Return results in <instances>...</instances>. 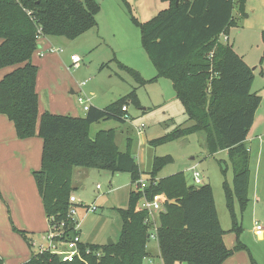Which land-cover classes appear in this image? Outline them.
Wrapping results in <instances>:
<instances>
[{
    "label": "trees",
    "instance_id": "obj_1",
    "mask_svg": "<svg viewBox=\"0 0 264 264\" xmlns=\"http://www.w3.org/2000/svg\"><path fill=\"white\" fill-rule=\"evenodd\" d=\"M171 7L142 26L145 49L158 76L169 79L177 99L193 125L177 128L154 139L153 146L205 134L210 153L226 149L234 170V193L246 200L249 186V151L246 147L261 98L245 103L254 73L245 60L218 38L233 23L235 0H167ZM179 1V2H178ZM178 2V4H177ZM245 0H238L243 5ZM98 0H0V70L11 69L0 80V114L14 124L17 137L43 140L41 168L33 171L44 213L51 229L65 223L67 239L78 236L70 216V198L90 170L129 173L133 183L143 177L128 139L126 151L117 143V130H102L91 136V127L102 121L128 123L123 114L126 100L107 108L91 106L86 116L40 114L34 63L39 36L75 40L98 29ZM225 31V32H224ZM212 55V56H211ZM130 71L127 67H121ZM215 73L216 78H212ZM140 85L146 81L132 73ZM138 104L136 93L128 98ZM223 100L231 102V110ZM128 101V100H127ZM235 106H234V105ZM170 157L153 160L144 195L152 200L165 194L167 212L159 213L157 229L161 264H224L235 251L224 244L211 187H187L184 172L163 179L158 174L172 163ZM228 201L232 191L225 184ZM142 192L132 188L129 207L120 210L122 231L113 246L79 245L83 258L73 262L50 251L37 252L24 264H146L149 235L155 225L146 223L147 210L140 207ZM27 239L26 231L17 230ZM77 232L78 234H75ZM63 237L55 240L60 242ZM66 239V240H67ZM31 244V241H30ZM89 249V250H88ZM0 264L5 259L0 256Z\"/></svg>",
    "mask_w": 264,
    "mask_h": 264
},
{
    "label": "rangeland",
    "instance_id": "obj_2",
    "mask_svg": "<svg viewBox=\"0 0 264 264\" xmlns=\"http://www.w3.org/2000/svg\"><path fill=\"white\" fill-rule=\"evenodd\" d=\"M98 1L101 9L97 15L99 28L96 31H89L75 40L53 39L55 45L60 47L56 48V55L60 57L63 67V70L57 73V79L66 82L64 94L68 102L74 101L80 115H84L86 111L77 103L79 96L91 98V104L100 109L126 100L124 105L128 107L131 121L128 125L136 132L131 152L137 159L143 177L149 179L154 157H170L173 162L163 168L158 178L163 179L184 172L187 187H211L219 222L225 231L224 244L230 250H234L238 245L243 247L235 251L224 264H264V235L259 238L255 232L257 225L264 227V0H252V5L247 6L246 17L239 18L237 24L229 28L228 34L218 38V43H228L232 46L254 73L249 96L232 98L245 103L254 96L261 98V105L256 111L254 124L245 144L250 156L246 200L240 199L234 193V170L229 151L220 149L210 153L205 134L192 133L185 138L156 146L141 139L142 135L151 140L167 135L174 129H186L193 125L185 114L183 104L177 99L172 82L158 76L143 42L142 26L162 11L169 10L170 2ZM235 10L236 15L238 11ZM224 36L229 37L228 41L222 39ZM73 54L82 58L78 66L71 62ZM37 66L38 80L43 85V88H40L41 100H52L48 78H44L46 71L44 67L42 70L40 64ZM122 66L132 72L122 69ZM133 72L146 81L145 85H140ZM212 78H216L215 73ZM60 88L63 89L58 85V91ZM72 91L75 94H72ZM37 93L39 94V91ZM134 93L138 104L126 99ZM223 103L227 104L225 110L232 109L231 102L223 100ZM121 125L114 120L96 123L91 127V136L94 137L100 130ZM141 126L143 129L139 131ZM118 144L122 150L123 145L120 141ZM20 154L18 152L14 157L20 158ZM34 155L33 152L32 159L24 155L21 157L30 170L37 160ZM193 167L202 174L203 183L200 185L193 179ZM6 169L5 164L0 163V256L5 259V264H24L33 254L39 252L41 245H51L52 233L43 213L39 194L36 197L37 209L33 208L32 204L23 208L13 188L6 182ZM225 184L232 191L230 201L225 193ZM132 188L133 180L129 173L111 174L99 170L88 172L79 189L72 195L77 199L78 206L74 208L70 205L69 211L75 209L72 220L77 224L76 231L83 244L105 246L109 240L118 242L123 225L120 210L128 209ZM167 204L169 203L163 208L164 213L168 211ZM87 206H96L97 211H87ZM155 217L159 224V214ZM63 225L61 223L59 226L61 233L64 232L62 241L67 239V231ZM17 230L26 231L27 239ZM77 232L75 234H78ZM53 243L60 248L64 247L61 241L55 240ZM148 246V257L153 259L154 264H161V258L157 256L158 241H151Z\"/></svg>",
    "mask_w": 264,
    "mask_h": 264
},
{
    "label": "crops",
    "instance_id": "obj_3",
    "mask_svg": "<svg viewBox=\"0 0 264 264\" xmlns=\"http://www.w3.org/2000/svg\"><path fill=\"white\" fill-rule=\"evenodd\" d=\"M235 1H236V5H235L236 8H234V11H233V23L232 25H230V27L233 25H236L237 20L239 18H243V17L245 18L247 6H249V4L252 5V0H245L243 5L237 4L238 0H235ZM235 9H237L238 11L236 15L234 14V12L236 11ZM98 28H99V23H98ZM229 28L228 30H225L226 32L224 31L225 33H222L221 36H223L224 34H228ZM225 37L226 36H224V38ZM55 38L56 37L40 38L38 41L39 48L34 58V63L36 65L40 64L42 66V70L44 67V71H46L44 78H48L49 87H50L49 93L52 98V100H49V101L46 100V102H43V100H41L42 95L40 94V88L42 89L43 85H42V82L40 83V80H38L37 81V91H39L40 114L42 115L46 111H48L55 115H71L73 117H84L86 116L87 112L84 115H80L79 109L76 106L75 102L74 101L68 102V99L66 95L64 94V87H65L66 82L65 81L60 82V80L57 79V73L63 70V67L61 66L62 61L59 59L60 57L56 55L57 53L50 52L51 49L60 48L58 45H55V42L53 41V39ZM224 38L222 39L225 40ZM1 43L2 41L0 40V45ZM41 54H44V55L41 56ZM10 71L11 69L1 70L0 80ZM57 84L60 87H63V89L60 88V90L58 91ZM71 93L75 94L74 91H72ZM89 100H90V106H94L91 104L92 99L89 98ZM77 103H78V99H77ZM128 124L129 123H126L123 126L122 125L119 126L122 128H119V127L110 128V129H115L119 131V135L117 136V143L120 141L121 144L123 145L122 151H126V147H127L126 142L128 139L132 140V142L134 143V137H135L136 132H134V130ZM110 129H103V130H110ZM163 136H159L157 138H160ZM157 138H154V139H157ZM141 139L143 141H148L149 143L152 140H154V139L150 140L148 137L144 135H142ZM18 152L21 153L20 158H18L17 156L14 157V154H18ZM33 152L35 154L34 157L36 156L37 160L36 162L34 161L35 163L34 165H32L33 169L30 170V167H27V163L22 161L21 157L26 156L29 159H32ZM41 153H43V140L40 137L36 136L30 139L20 140L17 137L14 124L10 122L6 116H3L2 114H0V163L5 164V167H7L5 171L6 182L8 181V184L13 188L16 194V197L18 198V201L20 202L23 208H28L31 204L33 208L35 209L38 208L36 197H38L37 195L39 193H38L36 182L33 177V170L40 168V155L42 159ZM152 164H153V161H152ZM34 204L36 205V207H34ZM43 213H44V210H43ZM31 229L36 230V228H31ZM148 251H149V246H148ZM158 255H159V251L157 253V256Z\"/></svg>",
    "mask_w": 264,
    "mask_h": 264
},
{
    "label": "built area",
    "instance_id": "obj_4",
    "mask_svg": "<svg viewBox=\"0 0 264 264\" xmlns=\"http://www.w3.org/2000/svg\"><path fill=\"white\" fill-rule=\"evenodd\" d=\"M44 36H39L40 38H43ZM225 41H228V38L225 37L224 38ZM39 41V40H38ZM50 52L54 53L56 52V49H51ZM41 56H43V54H41ZM212 56V55H211ZM71 62L72 64H74L75 66H78L81 62H82V58L77 55V54H73L71 56ZM78 103L79 105L83 108V110H85L86 112L89 111L90 109V100L88 98H85L83 96H79L78 97ZM123 112L126 113L124 115V118L127 122H131L130 121V116L128 115V107L124 106L123 107ZM143 126L139 127V131H142ZM193 171V179L195 180V183L197 185H200L203 183L202 180V174L196 170V167L192 168ZM152 184V180L141 177L140 179H138L137 181H135L133 183V189L142 192V194L144 195L146 189ZM100 186H98L99 188ZM70 201L72 204H76L77 199L75 198V196H72L70 198ZM169 202L168 198L166 197V195L161 194V195H157L155 196L152 200H149L145 197L142 198L140 207L143 210H147L149 213V218L146 219V223H153L155 225L154 231L150 233L149 235V240L151 241H158V235H157V229L159 227V224L157 223V219H156V215H158L159 213H161L163 211V208L165 206V204ZM75 208V207H74ZM87 211H92V212H96L97 211V207L96 206H87ZM70 216L72 217V219H74V214H75V209H72L70 212ZM64 224V229H66L65 227V223ZM77 224H75L76 226ZM60 226V225H59ZM55 227L54 229L50 228V232L51 234V239H52V243L50 246L45 247L43 245L40 246L39 252H46V251H50L52 254H55L59 257H61L63 259L64 262H73L76 259H81L82 258V254L79 248V245L82 243L81 239L79 237V235L74 236L73 238L67 239L62 241L61 240V244L64 245L63 248H60L59 245L54 244L53 242L55 241V239L57 237H63V233H61V228L60 227ZM256 235L259 238H262L264 235V227L262 225H257L256 226ZM145 263L146 264H154V261L152 260V258L147 257L145 259Z\"/></svg>",
    "mask_w": 264,
    "mask_h": 264
},
{
    "label": "water",
    "instance_id": "obj_5",
    "mask_svg": "<svg viewBox=\"0 0 264 264\" xmlns=\"http://www.w3.org/2000/svg\"><path fill=\"white\" fill-rule=\"evenodd\" d=\"M179 2V1H178ZM177 2V4H178ZM109 246H113L114 245V242L112 240H109V243H108Z\"/></svg>",
    "mask_w": 264,
    "mask_h": 264
}]
</instances>
